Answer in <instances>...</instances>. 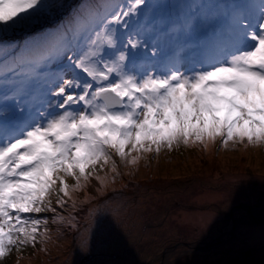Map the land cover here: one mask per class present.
I'll return each mask as SVG.
<instances>
[{
  "label": "snow or ice",
  "instance_id": "snow-or-ice-1",
  "mask_svg": "<svg viewBox=\"0 0 264 264\" xmlns=\"http://www.w3.org/2000/svg\"><path fill=\"white\" fill-rule=\"evenodd\" d=\"M171 7L85 3L53 28L55 0H0V34L28 30L0 38V259L50 239L49 223L66 219L57 208L76 211L73 193L92 179L114 184V157L264 145V0L159 13Z\"/></svg>",
  "mask_w": 264,
  "mask_h": 264
},
{
  "label": "rangeland",
  "instance_id": "rangeland-1",
  "mask_svg": "<svg viewBox=\"0 0 264 264\" xmlns=\"http://www.w3.org/2000/svg\"><path fill=\"white\" fill-rule=\"evenodd\" d=\"M93 1L55 0L58 13L48 25L66 23L63 17L72 12L73 17ZM146 2L172 5L159 10L166 18L187 13L192 5L188 0ZM27 31H6L0 38L23 41ZM220 144L218 138L207 150L199 144L165 147L158 155L145 154L135 166L114 157L119 175L109 167L98 173L109 180L116 176L114 184L101 189L92 179L84 191L73 193L76 211L71 201L66 210L57 208L66 219L49 223L50 239L20 253L13 250L0 264H264V145ZM85 193L91 199L85 201ZM238 206L262 222H252ZM40 215L51 221L53 213ZM213 241L205 251L172 249L179 244L202 249Z\"/></svg>",
  "mask_w": 264,
  "mask_h": 264
},
{
  "label": "water",
  "instance_id": "water-1",
  "mask_svg": "<svg viewBox=\"0 0 264 264\" xmlns=\"http://www.w3.org/2000/svg\"><path fill=\"white\" fill-rule=\"evenodd\" d=\"M238 209H240V210H242V209H244V208H242V207H237ZM245 210V209H244ZM246 211V213L249 215V218L251 219V221L252 222H256V223H261L262 221H257L256 219H254V216H253V214L250 212V210H245ZM230 218H231V220H232V222H233V218H232V215L230 214ZM264 221V220H263ZM217 242L216 241H213L211 244H208V245H206V247L205 248H202V249H198V248H193V246L192 245H190V244H179V245H177V246H175V247H173L172 249H174V248H176V247H185V248H188V249H190V251H205L206 249H210L213 245H215ZM167 252H169V250L167 249L166 250V254L165 253H163V257L165 258L167 255H169V254H167ZM170 253V252H169Z\"/></svg>",
  "mask_w": 264,
  "mask_h": 264
},
{
  "label": "bare ground",
  "instance_id": "bare-ground-1",
  "mask_svg": "<svg viewBox=\"0 0 264 264\" xmlns=\"http://www.w3.org/2000/svg\"><path fill=\"white\" fill-rule=\"evenodd\" d=\"M94 1L105 2L106 0H94ZM94 1H93V4H96L97 2H94Z\"/></svg>",
  "mask_w": 264,
  "mask_h": 264
}]
</instances>
